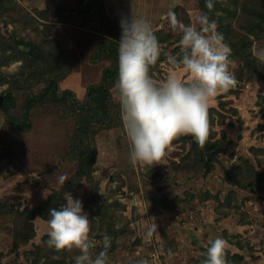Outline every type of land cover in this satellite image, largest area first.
Instances as JSON below:
<instances>
[{
  "label": "rangeland",
  "instance_id": "obj_1",
  "mask_svg": "<svg viewBox=\"0 0 264 264\" xmlns=\"http://www.w3.org/2000/svg\"><path fill=\"white\" fill-rule=\"evenodd\" d=\"M74 1L0 0V96L12 94L11 113L19 120L27 99L38 97L50 79L60 99L45 95L33 101L28 131L9 124L0 110V264H75L77 250L47 246L49 219L35 215L30 229L23 218L26 210L53 199L63 205L67 193L82 201L91 220L94 252L102 250L105 235L111 238L109 264H137L142 258L148 264H201L217 237L227 241L230 264H264V64L253 56L254 46L264 47V30L248 28L258 12L264 20V0H217L209 12L225 39L247 42L257 69H249L240 48L231 47L230 70L238 84L211 101L204 148L189 135L179 136L158 164L133 166L116 78L104 102L110 127L92 123L95 155L82 177L72 153L83 126L76 106L87 104V87L117 64L103 60V44L111 40L104 14L114 21L131 15L150 23L162 51L150 74L162 82L172 71L165 54H176L180 39L166 14L171 10L187 24L209 10L205 0H99L103 13L94 3L79 14ZM88 1L80 2L82 11ZM120 36L111 50L118 52ZM64 91L74 99L60 97ZM207 147L213 153L208 169ZM62 175L68 178L64 185L58 182ZM154 220L158 233L147 239Z\"/></svg>",
  "mask_w": 264,
  "mask_h": 264
},
{
  "label": "clouds",
  "instance_id": "obj_2",
  "mask_svg": "<svg viewBox=\"0 0 264 264\" xmlns=\"http://www.w3.org/2000/svg\"><path fill=\"white\" fill-rule=\"evenodd\" d=\"M217 0H205L208 12L200 11L194 20L184 23L169 10L166 19L173 33L180 37L176 54H165L172 71L162 82L150 74L162 51L158 37L144 18L122 16L118 42V77L115 83L124 132L129 142V161L151 166L165 156L166 149L179 136L189 135L204 148L209 138V108L221 93L237 87L238 81L230 70L232 49L218 31L211 12ZM253 56L264 64V47H253ZM187 74L185 81L177 73ZM67 176L58 182L64 185ZM47 246L56 252L77 250L75 264H109L111 238L103 237L102 250L94 252L91 220L80 199L71 193L65 203L48 209ZM158 233L155 220L146 229L151 239ZM227 241L217 237L209 241L206 259L201 264H230L226 256ZM137 264H148L140 259Z\"/></svg>",
  "mask_w": 264,
  "mask_h": 264
},
{
  "label": "trees",
  "instance_id": "obj_3",
  "mask_svg": "<svg viewBox=\"0 0 264 264\" xmlns=\"http://www.w3.org/2000/svg\"><path fill=\"white\" fill-rule=\"evenodd\" d=\"M82 0H75V8L77 13L82 14L83 12H88L92 5L96 3L98 5L97 7L99 10L103 13L102 8L100 7L101 1L99 0H89L87 2V5L85 9L82 11V9L79 7L80 2ZM202 4V3H201ZM79 7V8H78ZM252 11V10H251ZM259 13V18L255 21L251 20L248 22V28L253 31V30H264V20L261 18V14ZM105 20L110 24V36L111 40L108 41L106 44H103V52L106 53L107 56H104L106 59H110L115 61L116 67L114 66H109L105 68L102 71V77L100 81L96 84L89 85L87 87V97H88V102L85 105L82 106H76V111L80 110V113L78 114L79 118L77 120L78 125L82 124L81 130H78V132L75 134L74 137V146L72 149V153L74 155L75 160H77V171L79 176L83 175H88L89 169L91 164L93 163L94 160V155H95V146H94V141H93V136L96 134L97 129H95L92 125L93 122H98L100 124V127H103L104 125L107 126L108 128L110 127L108 122L106 121V118L103 117L104 112L106 111L105 107L106 104H104L105 100L109 98V85L112 84L115 79L118 76V52L115 50H111V46L116 43V40L118 38L119 32H121V27H120V21H114L108 18L104 14ZM220 19V18H219ZM220 22V21H219ZM222 22V19H221ZM219 31V28H218ZM231 30H229L230 33ZM227 31L225 30V33ZM259 34V32H256ZM255 33V34H256ZM256 34V35H258ZM245 39V38H244ZM225 42L230 45V47H239L240 50L242 51V54L246 57L248 61V68H255L256 63H255V58H253L249 51L248 47L249 45L246 43H242V40H237L235 42H232L231 40L225 39ZM56 81L53 79H50L48 82V85L46 86L45 90L36 98L30 97L27 99L25 108H24V114L22 117V120L17 119L12 113L11 109L15 107V101L14 97L10 92H5L0 96V110L3 112L6 120L9 122V124L13 126H17L21 128L23 131H28L30 129V122H29V108L32 104L33 101L38 100V99H43L45 95H48L50 100L54 101L59 99V97H55L54 94L56 91ZM51 88V90H50ZM65 95H69L70 99L73 98V94L68 91L62 92L61 96L62 98L65 97ZM74 99V98H73ZM73 104L75 101H73ZM88 111V112H87ZM79 112V111H77ZM92 115H90V114ZM106 121V122H105ZM80 123V124H79ZM81 141V143H80ZM207 160L204 161V167L209 168L211 165V158L213 157V153L209 152L210 147H207ZM199 155L202 157V151L199 149ZM61 204H58V200L53 199L51 203H48L47 205L41 206L36 209L32 210H26L25 215H23V218L26 217V221L24 222L25 224H28L30 226V229L32 227V223H28L29 220L33 219L35 215H39L41 218L48 220L50 219L48 209L50 208H59ZM29 237V236H28ZM27 236L24 237L23 240L28 238Z\"/></svg>",
  "mask_w": 264,
  "mask_h": 264
}]
</instances>
